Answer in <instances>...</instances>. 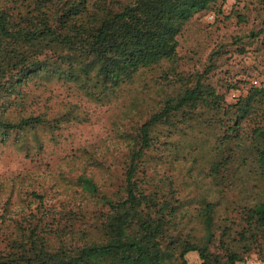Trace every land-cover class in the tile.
Masks as SVG:
<instances>
[{
    "label": "rangeland",
    "instance_id": "rangeland-1",
    "mask_svg": "<svg viewBox=\"0 0 264 264\" xmlns=\"http://www.w3.org/2000/svg\"><path fill=\"white\" fill-rule=\"evenodd\" d=\"M177 1L156 0L142 6L134 16L108 28L96 43L108 70L126 82L120 87L100 95L98 87L87 82L85 86L96 93L92 97L63 78L39 75L18 87L20 96L0 100L2 119L38 116L45 121L34 131L8 133L0 142V256L15 252L13 246L21 242L26 222L59 223L68 229L63 236L48 237L45 247L50 252L60 247L59 240L67 246L97 240L107 212L98 199L121 195L129 139L156 103L175 94L180 86V81L172 80L171 71L165 75L166 71L174 70L181 77L202 73L209 51L220 47L223 53L203 82L224 94L226 104L243 97L252 82L264 85V0L250 4L224 0L219 14H196L179 34L182 22ZM235 36L241 39L238 45L231 43ZM174 39L175 62L162 61ZM236 46L242 52L235 51ZM156 60H161L158 65L141 69ZM226 85L234 89L224 93ZM252 126L246 121L242 132ZM156 132L158 143L146 153L142 172L149 187L176 192L181 202L176 228L198 237L197 213L205 200L214 204L211 230L215 243L222 226H230L233 238L241 207L264 202V182L253 171L245 146L230 143L228 150L217 140L221 129L198 122L161 126ZM226 154L231 157L229 165L218 166L214 172L211 166ZM79 177L93 183L95 195L82 191ZM32 194L40 196V202ZM260 257L256 251L245 254L243 264H264Z\"/></svg>",
    "mask_w": 264,
    "mask_h": 264
},
{
    "label": "trees",
    "instance_id": "trees-1",
    "mask_svg": "<svg viewBox=\"0 0 264 264\" xmlns=\"http://www.w3.org/2000/svg\"><path fill=\"white\" fill-rule=\"evenodd\" d=\"M155 1L0 0V100L20 96L18 87L39 75L63 78L92 97L96 93L85 86L87 82L92 88L98 87L100 95L120 87L126 82L108 70L96 43L108 28ZM222 1L178 0L182 24L177 34L196 14L213 11L219 14ZM243 1L250 4L256 0ZM236 17L239 21V16ZM248 36L254 37L253 33ZM240 42L237 36L231 41L235 45ZM176 49L174 39L162 61L175 62ZM235 51L242 52V47L236 46ZM222 53L220 47L209 51L202 73L181 77L174 70L165 72L167 75L171 71L172 80L180 81V86L175 94L161 98L129 137L121 195L116 199L104 196L98 199L107 212L100 222L96 241L67 246L59 240L60 247L50 252L45 247L48 237L63 236L68 229L59 223L41 226L26 222L27 226L21 230V242L13 246L15 252L0 256V264H190V261L243 264L244 255L250 252L264 256V202L257 200L241 207L236 222L239 229L234 237L229 236L230 226H222L215 243L211 230L213 203L203 200L198 208L201 234L198 237L182 234L176 228V213L181 204L174 196L176 192L171 189L162 193L156 186L149 187L142 172L146 153L158 143V132L154 135L157 128L198 122L221 129L217 140L228 150L230 143L245 146L253 171L264 182V85L251 84L243 97L234 104H226L224 94L203 82L206 72ZM160 61L146 63L141 69L152 68ZM63 64L65 69L61 68ZM227 89L234 86L226 85L224 93ZM246 121L253 126L243 133L241 125ZM44 123L38 116L15 121L0 117V142L8 133L34 131ZM54 124L47 123L50 128ZM230 158L227 154L221 157L211 166L212 170L216 172L218 166L229 165ZM77 183L82 191L95 195L96 187L89 179L79 177ZM32 195L40 202V196ZM260 258L264 261V257Z\"/></svg>",
    "mask_w": 264,
    "mask_h": 264
},
{
    "label": "built area",
    "instance_id": "built-area-1",
    "mask_svg": "<svg viewBox=\"0 0 264 264\" xmlns=\"http://www.w3.org/2000/svg\"><path fill=\"white\" fill-rule=\"evenodd\" d=\"M253 85H256L257 83L256 82H252Z\"/></svg>",
    "mask_w": 264,
    "mask_h": 264
}]
</instances>
